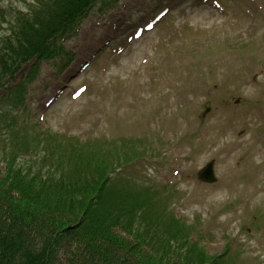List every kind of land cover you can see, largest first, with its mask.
<instances>
[{
    "label": "rangeland",
    "instance_id": "1",
    "mask_svg": "<svg viewBox=\"0 0 264 264\" xmlns=\"http://www.w3.org/2000/svg\"><path fill=\"white\" fill-rule=\"evenodd\" d=\"M43 2L0 0L8 13L0 30L8 33L10 14L34 15ZM165 9L159 25L135 37ZM64 47L71 67L56 75L53 63L40 65L22 127L44 139L98 140L113 168L130 158L110 201L118 189L167 190L166 217L186 222L192 241L202 235L208 256L230 244L238 264H264V0H120ZM6 126L0 119V161L8 153L3 131L29 139ZM211 160L217 183L205 185L196 173Z\"/></svg>",
    "mask_w": 264,
    "mask_h": 264
},
{
    "label": "trees",
    "instance_id": "2",
    "mask_svg": "<svg viewBox=\"0 0 264 264\" xmlns=\"http://www.w3.org/2000/svg\"><path fill=\"white\" fill-rule=\"evenodd\" d=\"M94 1L42 0L34 15L10 14L8 33L0 30V89L34 57L36 62L65 58L59 40L73 32ZM7 17L0 6V27ZM35 68L16 86L17 93ZM10 122L9 131L15 124ZM45 137L10 139L2 158L0 264H58L59 258L65 264L239 263L227 251L209 257L192 241L189 226L166 217L170 213L156 192L118 189L110 201L114 168L98 153L100 144L88 149L87 143ZM91 149L94 154H88Z\"/></svg>",
    "mask_w": 264,
    "mask_h": 264
},
{
    "label": "water",
    "instance_id": "3",
    "mask_svg": "<svg viewBox=\"0 0 264 264\" xmlns=\"http://www.w3.org/2000/svg\"><path fill=\"white\" fill-rule=\"evenodd\" d=\"M198 178L204 182H214L212 175V163L208 164L201 172L198 173Z\"/></svg>",
    "mask_w": 264,
    "mask_h": 264
}]
</instances>
